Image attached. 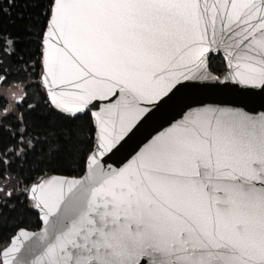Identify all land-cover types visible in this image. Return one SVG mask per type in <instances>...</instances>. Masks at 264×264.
I'll return each mask as SVG.
<instances>
[{"label": "snow or ice", "instance_id": "1", "mask_svg": "<svg viewBox=\"0 0 264 264\" xmlns=\"http://www.w3.org/2000/svg\"><path fill=\"white\" fill-rule=\"evenodd\" d=\"M29 21L38 74L0 34V83L15 56L38 86L0 111V211L15 196L39 223L17 225L0 264H264V111L186 105L126 163L105 159L181 89L264 93V0H48Z\"/></svg>", "mask_w": 264, "mask_h": 264}, {"label": "trees", "instance_id": "2", "mask_svg": "<svg viewBox=\"0 0 264 264\" xmlns=\"http://www.w3.org/2000/svg\"><path fill=\"white\" fill-rule=\"evenodd\" d=\"M3 0H0L2 3ZM48 2V0H35L37 7H24L25 0H17L15 7L10 10V15H5L0 13V34L10 33L12 36L18 38V43L16 48L18 51L25 54V59L28 56L32 57V60L36 63V73L40 72V60H39V49L40 42L39 38L25 31V25L30 23L29 16H36L40 12L43 6ZM6 6V5H5ZM21 16L23 18H21ZM2 63L5 66H10L11 76L9 78V83H0L2 86H17L23 93V96L27 92L28 94V103H33L32 95L35 92L37 85L33 84V81L37 79L36 76L27 75L26 71H16V69L21 67L20 62L15 56L9 60L7 57L2 58ZM212 70L214 73H221L223 71L222 62L218 56L211 58ZM37 99L41 100V107H43V101L46 100L44 92L41 91ZM7 105L6 100L3 97H0V111H2ZM14 111L19 112V105L12 108ZM6 136L0 134V143L6 142ZM52 174L57 175H81L75 171L56 169ZM15 175V173H13ZM39 175L38 172H30L27 174V181L30 182L31 179H34L35 176ZM6 183L4 178L0 176V185ZM12 184L15 183V180L11 181ZM13 201L16 206L15 209L9 211L7 208H3L0 211V244H3L7 241L10 234H14L16 231L17 225L29 228L30 230H35L38 226L37 214L34 210H29L24 208V206L19 202L17 197H13ZM23 209V211H21ZM6 217V219H4Z\"/></svg>", "mask_w": 264, "mask_h": 264}, {"label": "water", "instance_id": "3", "mask_svg": "<svg viewBox=\"0 0 264 264\" xmlns=\"http://www.w3.org/2000/svg\"><path fill=\"white\" fill-rule=\"evenodd\" d=\"M218 56L225 67L223 57ZM200 102L232 104L244 107L246 110H255L257 113L264 111V93L259 89H248L235 84H230L227 87L221 85L181 89L176 95L160 104L158 108L151 109L150 114H146V119L142 118L138 122V127L134 132L121 142L114 153L105 158L107 164L117 167L126 163L152 135L166 128L173 120L179 119L181 111L186 110V105L194 106ZM34 211L36 212V210Z\"/></svg>", "mask_w": 264, "mask_h": 264}, {"label": "rangeland", "instance_id": "4", "mask_svg": "<svg viewBox=\"0 0 264 264\" xmlns=\"http://www.w3.org/2000/svg\"><path fill=\"white\" fill-rule=\"evenodd\" d=\"M22 93L19 87L11 85V86H2L0 85V97H3L7 105L13 108L16 104L17 97H21Z\"/></svg>", "mask_w": 264, "mask_h": 264}]
</instances>
